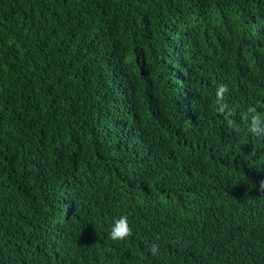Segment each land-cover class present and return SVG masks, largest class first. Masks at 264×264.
<instances>
[{"label": "trees", "instance_id": "1", "mask_svg": "<svg viewBox=\"0 0 264 264\" xmlns=\"http://www.w3.org/2000/svg\"><path fill=\"white\" fill-rule=\"evenodd\" d=\"M262 40L264 0H0V264H264Z\"/></svg>", "mask_w": 264, "mask_h": 264}, {"label": "clouds", "instance_id": "2", "mask_svg": "<svg viewBox=\"0 0 264 264\" xmlns=\"http://www.w3.org/2000/svg\"><path fill=\"white\" fill-rule=\"evenodd\" d=\"M256 20L252 18L250 21L254 23ZM252 55L254 60H257L259 57L264 55V40L257 43L255 48L252 51ZM229 91L227 84L218 85L216 90V98L218 107L216 111L221 114H226V116H231V110L227 109V105L221 103L223 101L224 95ZM249 112H254V109H249ZM249 132L254 136L264 137V117L260 115H251L249 121ZM258 191L264 193V180L259 182ZM132 235V228L128 223V217L126 215H121L118 219H115L110 231L109 238L114 241H123L128 239ZM149 251L152 255H156L159 252V246L156 244H152L149 248Z\"/></svg>", "mask_w": 264, "mask_h": 264}]
</instances>
